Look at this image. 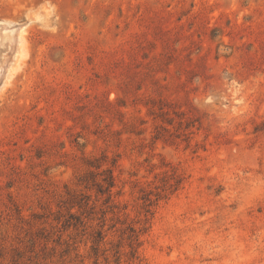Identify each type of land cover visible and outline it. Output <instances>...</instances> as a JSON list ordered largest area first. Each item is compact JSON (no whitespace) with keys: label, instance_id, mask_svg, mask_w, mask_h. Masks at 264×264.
Returning <instances> with one entry per match:
<instances>
[{"label":"rangeland","instance_id":"1","mask_svg":"<svg viewBox=\"0 0 264 264\" xmlns=\"http://www.w3.org/2000/svg\"><path fill=\"white\" fill-rule=\"evenodd\" d=\"M0 264H264V0H0Z\"/></svg>","mask_w":264,"mask_h":264},{"label":"trees","instance_id":"2","mask_svg":"<svg viewBox=\"0 0 264 264\" xmlns=\"http://www.w3.org/2000/svg\"><path fill=\"white\" fill-rule=\"evenodd\" d=\"M108 170V169H107ZM167 172V171H166ZM162 179V187L159 189V186L155 189L156 190L153 193V190L148 189L147 191H144L142 193L141 199L143 200L145 211L146 213L150 211V206L156 202H158L160 199L166 198L169 194L175 192L181 185V178L178 174H176L174 171H171L170 173L166 174ZM95 196H102L104 197V202H112V187L114 186L113 181V175L109 174L107 175L103 181H97L95 184ZM151 196L153 198H151ZM88 195L85 197H81L79 199H72L70 201L71 207L77 206L78 208H81L82 206H86L89 203ZM86 198V200H85ZM84 201V202H83ZM84 203V204H83ZM94 203L92 204L91 208H94ZM113 206V205H111ZM74 215L73 213L70 214V216ZM146 215V214H145ZM146 220L142 222V227L136 230L133 225H128L127 229L129 230L130 234L128 235V239L133 243V241H137L139 235L146 229L145 227ZM100 231L97 232L96 241L102 240V237L100 236Z\"/></svg>","mask_w":264,"mask_h":264}]
</instances>
